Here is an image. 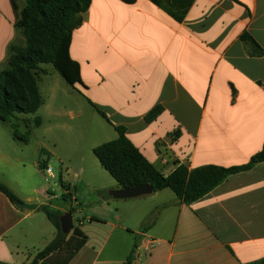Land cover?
<instances>
[{
    "label": "crops",
    "instance_id": "1",
    "mask_svg": "<svg viewBox=\"0 0 264 264\" xmlns=\"http://www.w3.org/2000/svg\"><path fill=\"white\" fill-rule=\"evenodd\" d=\"M237 1L241 5L195 0L179 24L148 0H91L69 46L82 85L71 87L42 66V141L30 158L26 145L13 156L0 145V175L10 176H0V184L20 202L37 205L19 209L0 193V263L29 264L52 241L55 230L40 206L74 209L73 224L86 243L68 264H127L129 256V264H248L264 258V162L228 176L191 204L169 189L116 200L108 192L120 187L92 152L123 127L131 144L167 176L176 162L189 169L229 168L245 165L261 150L264 0ZM24 5L18 1L19 10ZM14 21L9 1L0 0L1 71L10 47L25 43ZM243 32L260 55L239 39ZM157 106L162 112L146 123ZM41 162L52 169L53 180L43 177ZM55 177L68 185L72 200L63 199L60 184V196L50 194L48 182ZM54 199L69 206L52 205ZM150 239L158 244L146 250Z\"/></svg>",
    "mask_w": 264,
    "mask_h": 264
},
{
    "label": "trees",
    "instance_id": "2",
    "mask_svg": "<svg viewBox=\"0 0 264 264\" xmlns=\"http://www.w3.org/2000/svg\"><path fill=\"white\" fill-rule=\"evenodd\" d=\"M8 1L15 15L13 26L21 31L25 43L24 46L10 47L7 69L0 72V121L10 124L12 135L16 140L27 143L30 135L29 121L23 120L26 130L21 134L17 129L19 120L17 115H35L43 104L37 88L39 74L45 73L42 66L51 65L71 87L76 84L82 85L79 65L70 58L69 46L72 33L81 26L83 15L88 10L91 0H23L25 5L21 10L18 6L19 0ZM120 1L129 5L136 2V0ZM148 1L179 24L184 21L195 2V0ZM231 1L241 5L237 0ZM239 39L256 47V53L260 55L261 49L246 32H243ZM95 110L106 119L103 113ZM161 112L162 107L153 108L145 116V122H152ZM32 123L34 127H38L41 119L35 116ZM114 130L117 138L97 146L92 152L117 185L120 188H127L149 184L153 192L169 189L186 204L202 198L228 176L247 171L256 164L264 162V145H262L261 150L245 165L229 168L202 166L189 169L186 164L176 162L175 169L164 176L131 144L125 136L123 127H115ZM178 135V131H175L170 137L174 139ZM41 154L44 155V151H41ZM45 166L46 163L41 162L39 169L42 170ZM59 184L62 190L69 191L68 185L60 177ZM0 193L17 207L16 203L20 202L19 199L2 184H0ZM97 194L106 196L100 192ZM63 199L70 201L71 195L64 193ZM37 210L44 214L55 229V236L29 264H68L85 245L86 236L77 226H73L67 235L61 232L59 218L64 212L50 206H40ZM68 212L73 214L74 209L71 208ZM149 224L147 220L141 230L143 231ZM127 263H130V256L127 258ZM248 264H264V258Z\"/></svg>",
    "mask_w": 264,
    "mask_h": 264
},
{
    "label": "rangeland",
    "instance_id": "3",
    "mask_svg": "<svg viewBox=\"0 0 264 264\" xmlns=\"http://www.w3.org/2000/svg\"><path fill=\"white\" fill-rule=\"evenodd\" d=\"M43 67L45 69H47L49 71V76H54L58 74L53 70V68L51 67V65L47 64V65H43ZM6 68L5 66L3 68L0 67V71L2 69ZM48 78V76H47ZM46 78H44L45 80ZM45 83H40L39 87H40V94L42 95V98L44 99V94H45V88L44 87ZM43 111L39 110L36 112L35 115H21L18 114V131L19 133L23 134L25 132V126L23 124V120H28L29 121V128H30V135H29V140L26 144L15 141L12 139V130L10 127V124L8 123H3L0 121V145L3 146V148L6 151H9L10 155L13 156V154H19V151L17 150L16 147H24L22 145H26L27 147H24V155L27 156L28 158H30V154L32 153L31 151H33L36 148L37 142L42 141V136H43V132L42 129H39L38 127H34L32 120L35 116L40 117L42 115ZM2 178L5 179H10V176L4 177L3 175H0ZM49 188H50V194L54 195V196H60V187H59V179L55 177L54 181H49ZM66 191L63 190V194ZM52 205L58 206V207H63L66 208L69 205L65 204L64 202H62L60 199L56 200H52L51 201ZM42 215V214H41ZM76 215V214H74ZM41 217H45L44 214ZM46 219V217L44 218ZM51 225V224H50ZM52 227V226H51ZM54 229V228H53ZM55 230V229H54ZM37 248V247H36ZM38 248H42V247H38Z\"/></svg>",
    "mask_w": 264,
    "mask_h": 264
},
{
    "label": "water",
    "instance_id": "4",
    "mask_svg": "<svg viewBox=\"0 0 264 264\" xmlns=\"http://www.w3.org/2000/svg\"><path fill=\"white\" fill-rule=\"evenodd\" d=\"M153 193V189L151 185L149 184H143V185H137L127 188H120L116 191H109L108 195L109 197L116 199V200H127V199H136L143 196H148ZM16 206L19 209H24L28 211H34L37 208V205L35 204H27L22 202H17ZM60 230L63 234L67 235L72 230L74 224H73V218L72 214L70 212H64L60 218ZM129 264V263H127Z\"/></svg>",
    "mask_w": 264,
    "mask_h": 264
},
{
    "label": "built area",
    "instance_id": "5",
    "mask_svg": "<svg viewBox=\"0 0 264 264\" xmlns=\"http://www.w3.org/2000/svg\"><path fill=\"white\" fill-rule=\"evenodd\" d=\"M43 177L45 179H54V175L52 172V169L48 166H45L42 170ZM65 194L71 195L70 191H66ZM71 200H72V195H71ZM158 244V241L155 239H150L146 244H145V249L149 250L151 247H154Z\"/></svg>",
    "mask_w": 264,
    "mask_h": 264
}]
</instances>
